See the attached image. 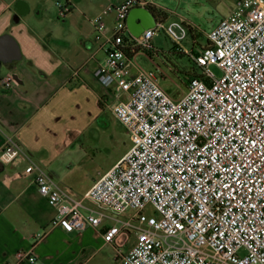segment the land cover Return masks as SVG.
Here are the masks:
<instances>
[{"label":"built area","instance_id":"1","mask_svg":"<svg viewBox=\"0 0 264 264\" xmlns=\"http://www.w3.org/2000/svg\"><path fill=\"white\" fill-rule=\"evenodd\" d=\"M135 6L159 5L122 0L92 19L104 52L94 74L118 95L109 107L132 141L125 155L82 196L62 186L12 136L0 159L26 162L23 173L54 208L51 226L104 229L103 240L116 245L115 264H264V0H236L207 34L209 43L200 52L186 51L201 70L179 97L161 85L164 71L151 39L162 26L180 43L192 27L166 25L159 15L155 26L135 35L127 24ZM58 8L65 16L72 5L58 1ZM139 53L155 68L137 63ZM0 82L9 88L19 78L10 73ZM147 206L157 214L145 212ZM16 255L47 264L32 250Z\"/></svg>","mask_w":264,"mask_h":264},{"label":"crops","instance_id":"2","mask_svg":"<svg viewBox=\"0 0 264 264\" xmlns=\"http://www.w3.org/2000/svg\"><path fill=\"white\" fill-rule=\"evenodd\" d=\"M68 1L71 11L62 16L59 8L49 10L46 0H0V37H13L20 52L19 58L0 66V79L10 73L19 78L9 88L0 82V149L8 136L16 138L53 177L65 168V158L82 148L78 140L84 122L89 123L101 105L118 100V95L115 99L111 95L115 88L94 74L104 57L92 22L91 13L97 10ZM151 10L157 17L169 19L163 6ZM11 53V41L5 39L0 43V55ZM163 62L167 69L181 74L167 59ZM159 65L166 75L167 69ZM25 165L24 161L5 164L0 159V264H31L17 258L21 249L32 250L43 260L49 257L51 264H62L60 253L53 255L48 241L59 228L50 225L54 208L37 191L32 175L23 173ZM102 230L98 229L99 241L114 247L115 258L116 245L103 240Z\"/></svg>","mask_w":264,"mask_h":264},{"label":"rangeland","instance_id":"3","mask_svg":"<svg viewBox=\"0 0 264 264\" xmlns=\"http://www.w3.org/2000/svg\"><path fill=\"white\" fill-rule=\"evenodd\" d=\"M39 2V0H33ZM51 11L58 9V1L46 0ZM119 0H76L83 9H91L92 17L109 4L117 3ZM169 14L165 24L172 21L185 22L192 27L187 36L176 43L166 32V27H159L151 39V44L159 55L153 58L155 62L166 65L163 59L181 69V74L167 69L166 75H161V85L173 96L182 94L186 87L192 70L200 72V67L195 63L187 50L193 49L200 52L202 45L207 43V34L220 22V20L232 13L235 8V0H156ZM111 13L108 18H113ZM180 32L179 28H176ZM145 69H154V61L144 53H139L135 59ZM216 75L220 76L222 71L216 65L211 66ZM113 99L117 98L116 92L112 90ZM122 97L126 94L122 93ZM111 97V98H112ZM84 122V128L79 138V146L82 147L77 154L68 155L64 162L65 168L54 177L59 183L64 182L78 195L82 196L90 185L106 170L112 167L131 147L132 141L125 126L112 113L109 105H101L95 111L89 123ZM78 155V156H77ZM94 206L90 201H86ZM111 214L110 211H107ZM147 213H156L151 206L145 209ZM111 222L106 218L105 223ZM100 232L95 228L85 230H74L59 226L52 233L48 241L51 243L52 254L60 253V261L67 264H115L114 247L111 244L102 245ZM130 242L123 249L127 250ZM55 251H54V250ZM51 252H48L50 254ZM49 263V257L45 259Z\"/></svg>","mask_w":264,"mask_h":264},{"label":"water","instance_id":"4","mask_svg":"<svg viewBox=\"0 0 264 264\" xmlns=\"http://www.w3.org/2000/svg\"><path fill=\"white\" fill-rule=\"evenodd\" d=\"M127 24L133 34L139 35L143 30L157 24V16L150 8L135 6L129 11ZM5 39H9L11 41L13 53H11V55H7V57L0 55V66L4 61L20 57L19 46L15 39L10 35L5 34L0 37V43Z\"/></svg>","mask_w":264,"mask_h":264},{"label":"trees","instance_id":"5","mask_svg":"<svg viewBox=\"0 0 264 264\" xmlns=\"http://www.w3.org/2000/svg\"><path fill=\"white\" fill-rule=\"evenodd\" d=\"M190 31L192 32V28H190ZM207 43H209L208 40H207ZM191 72H193V73H189L190 76L193 75V74H196V72H194L193 70Z\"/></svg>","mask_w":264,"mask_h":264}]
</instances>
